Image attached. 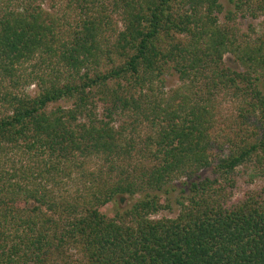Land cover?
<instances>
[{
    "label": "trees",
    "instance_id": "1",
    "mask_svg": "<svg viewBox=\"0 0 264 264\" xmlns=\"http://www.w3.org/2000/svg\"><path fill=\"white\" fill-rule=\"evenodd\" d=\"M233 2L259 25L220 0H0V264H264V188L234 200L240 166L264 176V0Z\"/></svg>",
    "mask_w": 264,
    "mask_h": 264
},
{
    "label": "rangeland",
    "instance_id": "2",
    "mask_svg": "<svg viewBox=\"0 0 264 264\" xmlns=\"http://www.w3.org/2000/svg\"><path fill=\"white\" fill-rule=\"evenodd\" d=\"M234 0H220L221 5L223 6V13L220 14V21L221 23H225V17L229 12H232L234 16H232L235 19L236 24L240 27V29L243 32H247L248 29L254 25L258 26L261 20H255L251 17L249 14V11H245L243 14H239L236 11ZM50 2V0H48ZM115 22L119 25V29H122V24L120 21V18L118 16L114 17ZM225 64H227L228 67L242 71V68L240 65H238L234 57L232 55H226L225 57ZM163 79V81H160ZM181 85V82L179 80L178 74L176 72H173L170 70L167 72L166 75L162 76L160 79H157L156 89L157 93H166L171 94L174 90L179 88ZM37 92V89L35 87H32L31 89V95H35ZM223 113L226 115L234 113V103L228 102L225 103L222 109ZM223 126V125H222ZM224 130H227V127L225 125L223 126ZM218 132V131H217ZM216 132V133H217ZM227 154V153H226ZM212 171V170H211ZM209 171L206 173V176H209L213 178L212 172ZM235 189H234V200H241L245 197V195L251 191V190H259L261 188H264V176L261 173V170L257 168L253 163H248L240 166L237 169V173L235 175ZM184 187L181 186V182H176L172 185L167 186L163 191L157 192V195L161 200L165 202L164 205H169L170 209H165L160 212V214L157 216V218L162 217H170L174 218L177 216L180 206L177 203V201L182 197V189ZM133 202L130 199H127L123 202H121L120 209L123 211L126 209H129L132 206ZM104 214H106L109 217H114L116 214V209L112 205H107L102 209Z\"/></svg>",
    "mask_w": 264,
    "mask_h": 264
}]
</instances>
